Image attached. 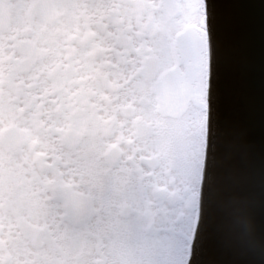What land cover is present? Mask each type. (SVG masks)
<instances>
[{"label":"snow or ice","instance_id":"6c2138e0","mask_svg":"<svg viewBox=\"0 0 264 264\" xmlns=\"http://www.w3.org/2000/svg\"><path fill=\"white\" fill-rule=\"evenodd\" d=\"M211 97L208 0H0V240L110 218Z\"/></svg>","mask_w":264,"mask_h":264},{"label":"water","instance_id":"95a60500","mask_svg":"<svg viewBox=\"0 0 264 264\" xmlns=\"http://www.w3.org/2000/svg\"><path fill=\"white\" fill-rule=\"evenodd\" d=\"M212 112L187 264H264V0H208Z\"/></svg>","mask_w":264,"mask_h":264},{"label":"flooded vegetation","instance_id":"af4514ba","mask_svg":"<svg viewBox=\"0 0 264 264\" xmlns=\"http://www.w3.org/2000/svg\"><path fill=\"white\" fill-rule=\"evenodd\" d=\"M207 125L180 138L154 176L134 177L122 186L127 200L110 218L84 222L71 241L42 242L34 234L17 247L6 235L0 240V264H16L18 257L31 264H186L202 190Z\"/></svg>","mask_w":264,"mask_h":264},{"label":"rangeland","instance_id":"374dc122","mask_svg":"<svg viewBox=\"0 0 264 264\" xmlns=\"http://www.w3.org/2000/svg\"><path fill=\"white\" fill-rule=\"evenodd\" d=\"M196 220H197V217H196ZM195 226H196V222H195V225H194V230H195ZM194 234V233H193ZM192 239H193V237H192ZM188 260V259H187ZM88 261V263H89V260H87ZM187 264V263H186Z\"/></svg>","mask_w":264,"mask_h":264}]
</instances>
